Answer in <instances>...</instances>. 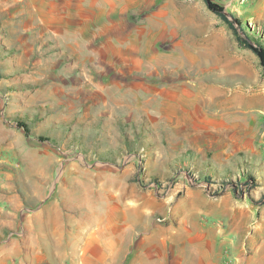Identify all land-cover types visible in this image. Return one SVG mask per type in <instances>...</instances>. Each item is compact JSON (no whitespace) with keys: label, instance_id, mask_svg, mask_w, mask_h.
Segmentation results:
<instances>
[{"label":"rangeland","instance_id":"obj_1","mask_svg":"<svg viewBox=\"0 0 264 264\" xmlns=\"http://www.w3.org/2000/svg\"><path fill=\"white\" fill-rule=\"evenodd\" d=\"M101 1L0 0V246L22 253L0 264H31L34 233L62 250L82 211L106 237L112 224L147 234L146 262L175 233L170 264L198 261L193 244L206 264H264L258 56L205 0H124L122 26ZM212 1L264 38V0Z\"/></svg>","mask_w":264,"mask_h":264},{"label":"crops","instance_id":"obj_2","mask_svg":"<svg viewBox=\"0 0 264 264\" xmlns=\"http://www.w3.org/2000/svg\"><path fill=\"white\" fill-rule=\"evenodd\" d=\"M111 5L115 8L117 15H114L111 13L112 11L109 10ZM124 5V0L121 3L102 0L100 2V6L107 10V12L101 11V14L105 15L111 13L116 17L115 19L117 26H122L127 20L129 14L127 10H125ZM4 197L5 196H3V198ZM8 198L13 200L14 194L8 195ZM82 213L83 215L81 218H79L80 213L78 215L73 212L69 213L71 214L69 221H74V223H77L78 228H76V230L71 229V233H67V242L65 247L60 250L61 252L59 250L53 251V247L51 248L47 242L42 244V240H39L40 237L37 233L31 234V243L35 247L31 246L32 248L30 251H26V253L31 256V264H35L33 262V258L34 256H37L38 251H41L40 253L45 255L46 260L50 261L52 264H59L60 262V264H170V262L165 261V259L170 258L171 255L174 256V253L172 250H167L168 246H172L175 242H181L179 234L172 233L174 234L172 235L169 233L168 236H165L166 233H163L161 236V241H159V246L156 247L155 256L157 258L151 260L150 262H146L144 258L147 257V254L145 252L144 244H146L145 241L148 237L147 234L142 237H137L135 240L133 234L134 232L130 230V226L118 228L117 225L112 224L109 230V237H106V231L104 229L102 230V227L98 225L99 220L93 219L88 221L87 224H84V222H86L84 216L85 211H82ZM35 215L37 217L36 220H38V217H40L42 220V225L40 227L41 229L44 228V223H47L48 226L50 221L48 220L47 213H43V208H41ZM61 218L63 220L65 217L62 216ZM1 224H6L5 219L2 220ZM34 224L36 223H32L31 230L32 228L35 229ZM56 232H58V234H62L60 231ZM201 250L198 248L197 244L192 245L190 253H195V255L198 257V261H192V264H206L208 262V258L203 255L204 253L201 252ZM20 254L22 253L18 247L14 250H5L0 246V257L3 255V257L12 256V258H14ZM258 259H260L259 256H244L239 261V264H261L258 262ZM50 263L47 262V264Z\"/></svg>","mask_w":264,"mask_h":264},{"label":"trees","instance_id":"obj_3","mask_svg":"<svg viewBox=\"0 0 264 264\" xmlns=\"http://www.w3.org/2000/svg\"><path fill=\"white\" fill-rule=\"evenodd\" d=\"M205 2H206V5L209 9L216 12L228 24L229 28L235 34L237 41L242 43V45H244L245 47L251 49L258 56L260 63L263 66V70H264V38L260 37V36L249 35V34H246L245 32H243L242 35L239 34L237 27L234 26L232 21L230 19H228V17L221 12V6L214 3L212 0H205ZM234 21L237 24L241 23V21L238 18L234 19ZM17 125L22 127L24 129V131H27V126L24 122L17 121ZM245 181H247V182L251 181L252 182L253 178L247 177V179ZM260 201L262 203H264L263 198L260 199Z\"/></svg>","mask_w":264,"mask_h":264},{"label":"bare ground","instance_id":"obj_4","mask_svg":"<svg viewBox=\"0 0 264 264\" xmlns=\"http://www.w3.org/2000/svg\"><path fill=\"white\" fill-rule=\"evenodd\" d=\"M142 38V37H141ZM139 47V46H138ZM129 48V47H128ZM141 48V47H140ZM131 49V48H130ZM139 53V52H138ZM172 61V60H171ZM145 65V64H144ZM192 66V65H191ZM174 67V66H173ZM172 67V68H173ZM176 67V66H175ZM165 68V67H164ZM189 68V67H188ZM181 69V68H180ZM179 69V70H180ZM184 70V69H183ZM193 70V69H192ZM142 71V70H141ZM140 71V72H141ZM167 71V70H166ZM172 71V70H171ZM185 71V70H184ZM145 72V71H144ZM144 72H142V73H144ZM147 72V71H146ZM178 72V71H177ZM187 72V71H186ZM194 72V71H193ZM168 73H170V72H168ZM172 73V72H171ZM174 73V72H173ZM191 73V72H190ZM162 75H164V73L162 74ZM187 75V74H186ZM140 76V75H139ZM170 76H171V74H170ZM175 76H177V75H175ZM182 76V75H181ZM148 77V76H147ZM171 77H174V76H171ZM170 77V78H171ZM183 77H184V75H183ZM183 77H181L182 79H183ZM134 78H136V76L134 77ZM134 78H131L132 80L134 79ZM145 78V77H144ZM149 78V77H148ZM151 78V77H150ZM159 78V77H158ZM177 78V77H176ZM175 78V79H176ZM120 79V78H119ZM174 79V80H175ZM143 80V79H142ZM162 80V79H161ZM180 80V79H179ZM178 80V81H179ZM133 82V81H132ZM156 82V81H155ZM158 82V81H157ZM164 82V81H163ZM176 82V81H175ZM195 82V81H194ZM179 83V82H178ZM200 83V82H199ZM198 83V84H199ZM161 84V83H160ZM174 85H176L175 83H173ZM180 84V83H179ZM189 85H190V83H188ZM198 84H197V86H198ZM182 85V84H181ZM193 85H194V83H193ZM130 86H132V85H130ZM142 86V85H141ZM147 86H149V85H147ZM155 86V85H154ZM179 86V85H178ZM184 86V85H183ZM191 86V85H190ZM196 86V87H197ZM203 86V85H202ZM192 87V86H191ZM189 88V87H188ZM195 88V87H194ZM173 89V88H172ZM161 90V89H160ZM168 90V89H167ZM196 90V89H195ZM199 91V90H198ZM163 92V91H162ZM145 93V92H144ZM170 93V92H169ZM147 94V93H146ZM202 94V93H201ZM166 95H167V93H166ZM206 96V95H205ZM188 97V96H187ZM201 98V100H197V98ZM207 97V96H206ZM205 97V98H206ZM175 98H177V97H175ZM141 101H143V100H141ZM209 101V100H208ZM196 102H197V106H196V112L198 113V115L200 116V118H205V117H208V115H209V112L211 111L208 107H207V100L206 99H204V97H201V96H196ZM143 105V104H142ZM184 105V104H183ZM145 106V105H144ZM143 106V107H144ZM185 106V105H184ZM186 107V106H185ZM194 108V107H193ZM192 108V109H193ZM184 111V110H183ZM190 111V110H189ZM185 113V112H184ZM191 115V114H190ZM191 116H193V115H191ZM200 118H199V121H200ZM193 120H195V118L193 119ZM197 120V119H196ZM198 121V120H197ZM195 122V121H194ZM204 122V121H203ZM200 123V122H199ZM198 123V124H199ZM197 124V123H196ZM59 209V208H58ZM58 211V210H57ZM55 213V212H54ZM58 214V213H57ZM56 215V214H55ZM60 216V215H59ZM59 216H58V218H59ZM58 221V220H57ZM61 232V231H60ZM152 259V258H151ZM157 263V262H156Z\"/></svg>","mask_w":264,"mask_h":264}]
</instances>
